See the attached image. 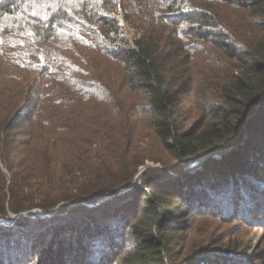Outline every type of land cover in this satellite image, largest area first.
Wrapping results in <instances>:
<instances>
[{"label":"trees","instance_id":"16d2710c","mask_svg":"<svg viewBox=\"0 0 264 264\" xmlns=\"http://www.w3.org/2000/svg\"><path fill=\"white\" fill-rule=\"evenodd\" d=\"M89 54L119 75L100 82ZM150 138L172 161L112 214L132 237L72 218L80 206L19 216L0 224V264H264V0H0L3 221L116 195ZM210 213L260 231L177 251Z\"/></svg>","mask_w":264,"mask_h":264},{"label":"rangeland","instance_id":"374dc122","mask_svg":"<svg viewBox=\"0 0 264 264\" xmlns=\"http://www.w3.org/2000/svg\"><path fill=\"white\" fill-rule=\"evenodd\" d=\"M113 17L120 23L123 27V34L132 42L134 40L135 32L132 28H130L123 19V15L121 12H114ZM88 59L91 60L93 67L95 68L96 72L99 73V81H103V75H108L109 77H114V75H119L118 68L116 65L111 63L110 59L105 58L99 54H89ZM103 74V75H102ZM98 77V74H96ZM105 75V76H106ZM107 80H109L106 77ZM104 82V81H103ZM97 103H110L112 102L114 105L117 104L115 98H109L108 96H104L100 94L95 97ZM145 148V157L149 158L145 161V165L139 168L138 174L135 177L134 181L127 187L120 189L116 195L114 196H104L102 199L95 203H88L82 201H73L67 203H61L58 209H64L63 215L67 214V212L72 208H79L75 212V216L72 218L78 219L79 222L83 220H88V218L92 219L93 222L100 224L103 228L108 227L110 230V235H114L117 239L121 238H130L134 235V231L126 226V222H121L120 219L117 221L115 218L116 216H112V214H116L120 211L124 205L132 206L133 203L137 201L141 197V191L146 189L142 182V175L144 172L152 169H160L162 165L160 162H156V159H160L163 161L171 162V157L166 155L162 152V146L158 140L154 138H150L146 144L144 145ZM189 165L186 166V168ZM145 168L142 174L139 173L142 169ZM200 168V167H198ZM193 170H186V172H194L196 169ZM171 176L179 177L180 174L172 173L169 171ZM157 171H149V175L151 178L158 177ZM127 203V204H126ZM94 210H98L97 212H93V214H89V212ZM125 209V208H123ZM44 211V210H43ZM51 211V210H48ZM53 212V214L55 213ZM13 214V213H11ZM10 214V215H11ZM52 214V215H53ZM50 216H45L51 217ZM85 215V216H84ZM120 216V215H119ZM12 217V216H11ZM25 217H31L26 215ZM36 217V216H35ZM40 217V216H37ZM85 219H84V218ZM122 218V217H121ZM13 218L11 221H3L0 218V224L4 225H13L14 222ZM114 220L116 222H114ZM226 220V221H225ZM12 222V223H11ZM11 223V224H9ZM253 230L249 231V228L244 226V223L241 220H231L229 218H219L218 216H212L211 213L207 215H199L195 219L193 230L189 234V240L185 246H182V242L180 241L179 246L177 247L178 250H183L182 247H185V253H191L193 251L199 250V248L203 247V245H208L209 247L215 249L218 246V242L227 243L232 245L233 244H240L241 247H245L249 244L250 240L252 239L253 235H258L260 228L254 227ZM257 240H255L256 242ZM254 242V244H255ZM221 245V244H220Z\"/></svg>","mask_w":264,"mask_h":264},{"label":"water","instance_id":"95a60500","mask_svg":"<svg viewBox=\"0 0 264 264\" xmlns=\"http://www.w3.org/2000/svg\"><path fill=\"white\" fill-rule=\"evenodd\" d=\"M220 153H217V152H214V153H210L208 155H205L203 157H201L200 159H198V161L190 164L186 170H193L195 168H198L202 165V163L205 161V159L207 158H210V157H217L219 156ZM145 170V168L142 169V171L139 173L142 174L143 171ZM58 207H60V205H58L55 209H57ZM55 209L51 210V211H43V210H40V209H34V210H31V211H28L26 213H21V214H11L12 218H13V221L15 219H17L19 216H26V215H29L31 217H35V216H40V217H45V216H50L53 214V212L55 211ZM12 223V222H11ZM9 223V224H11Z\"/></svg>","mask_w":264,"mask_h":264}]
</instances>
